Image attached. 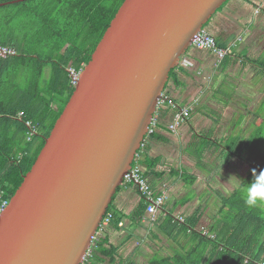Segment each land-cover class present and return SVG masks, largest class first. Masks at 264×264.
Listing matches in <instances>:
<instances>
[{
	"label": "water",
	"instance_id": "water-1",
	"mask_svg": "<svg viewBox=\"0 0 264 264\" xmlns=\"http://www.w3.org/2000/svg\"><path fill=\"white\" fill-rule=\"evenodd\" d=\"M228 1L124 0L0 218V264L82 263L171 71Z\"/></svg>",
	"mask_w": 264,
	"mask_h": 264
},
{
	"label": "trees",
	"instance_id": "trees-1",
	"mask_svg": "<svg viewBox=\"0 0 264 264\" xmlns=\"http://www.w3.org/2000/svg\"><path fill=\"white\" fill-rule=\"evenodd\" d=\"M123 2H0L6 4L0 5V47L15 50L14 55L0 56V193L4 192L7 198L13 197L24 175L30 171L45 139L74 92L70 68L80 70L88 64ZM216 40L219 46L225 48ZM191 70L180 67L171 71L162 99L165 102L155 115V133L147 141L153 139L160 127L169 126L179 112L177 99L167 98V91L185 88V78L194 77ZM162 116L168 118L169 122L163 124L165 120ZM257 140L264 145V134L261 137L259 132ZM249 149L250 158L256 153L261 163L252 165L241 185L227 197H221L223 207L215 223L210 226L203 224L201 214L185 220L180 226L166 218L165 223L189 235L191 245L175 251L167 259L156 258L154 264L264 262V207L249 208L243 196L246 187L254 179L253 170L257 174L264 170V147L257 148V152L252 148L242 150ZM235 153L238 152L229 147L222 151L221 158L228 162ZM243 154L242 151L239 156ZM144 166L147 169L151 164L147 162ZM141 208L143 214L147 209L145 199ZM108 213L114 216L111 224L119 226L121 217L112 205ZM204 225L209 230L206 235L199 230ZM118 257V249L111 244L106 231L93 245L90 263L99 264L108 260L112 264H126L118 261Z\"/></svg>",
	"mask_w": 264,
	"mask_h": 264
},
{
	"label": "crops",
	"instance_id": "crops-1",
	"mask_svg": "<svg viewBox=\"0 0 264 264\" xmlns=\"http://www.w3.org/2000/svg\"><path fill=\"white\" fill-rule=\"evenodd\" d=\"M221 11L207 30L225 48L236 44L233 53L217 66L212 52L191 47L186 57L195 63L193 79L185 78V88L169 89L166 96L177 99L179 110L192 107L191 116L176 132L170 125L160 127L141 152L140 163L154 190L168 184L169 199L159 209L157 223L145 220L148 213L142 214L144 199L137 187L123 185L114 197L112 208L121 222L111 224L107 234L118 249V261L154 264L156 258L190 247L189 235L165 223L166 218L180 226L201 214L210 226L219 218L221 197L261 163L256 153L250 158V149H242L257 152L254 143L259 132L264 134V0H231ZM162 117L163 124L169 122ZM229 147L238 153L225 162L221 154ZM147 162L151 167L146 169ZM232 176L240 182H229Z\"/></svg>",
	"mask_w": 264,
	"mask_h": 264
},
{
	"label": "built area",
	"instance_id": "built-area-1",
	"mask_svg": "<svg viewBox=\"0 0 264 264\" xmlns=\"http://www.w3.org/2000/svg\"><path fill=\"white\" fill-rule=\"evenodd\" d=\"M191 47H194L197 50H207L214 54L216 57V65L219 66L222 64V62L227 58V56L231 55L232 48L236 46V44L233 43L232 46L223 48L217 44L216 38L206 29L203 28L200 32H198L192 39ZM15 50L13 48H7V47H0V56L7 57L9 55H14ZM188 68V69H194L195 63L187 58L186 56L182 58L180 61L179 68ZM82 67L80 70L76 68H70V77H71V83L76 86L80 75L83 71ZM165 101H160L159 106L163 104ZM198 103V100H197ZM158 106V107H159ZM191 110L192 107H184L179 110V112L175 115L174 121L170 124V129L172 132H176L178 127L181 126L184 122H186L190 116H191ZM156 115V114H155ZM157 123V118L154 116L148 134L145 137V140L142 144L141 150L136 155L135 161L133 163L132 168L124 177L123 185H131L135 186L139 189L142 197L147 202V213L148 215L145 217V220L150 222L151 224H155L158 221V212L159 209L165 204V202L169 199L168 196V184L164 183L162 184L160 190L156 192L154 188L151 186L145 171L143 169V166L140 163L141 160V152L143 150V146L145 145V142H147L150 135L155 133V127ZM10 198H7L4 194V192L0 193V218L2 217L4 211L10 204ZM114 218L112 213H106L104 216L102 222L100 223L98 230L94 237L92 238V245L87 252V254L83 257L81 264H91L90 263V257L92 253L93 245H95L96 241L99 240L100 237H102L105 232L107 231L108 227L111 225L112 219ZM180 221H183V218H179ZM204 235L209 233V230L202 226L199 229ZM261 264H264L261 263Z\"/></svg>",
	"mask_w": 264,
	"mask_h": 264
},
{
	"label": "clouds",
	"instance_id": "clouds-1",
	"mask_svg": "<svg viewBox=\"0 0 264 264\" xmlns=\"http://www.w3.org/2000/svg\"><path fill=\"white\" fill-rule=\"evenodd\" d=\"M253 174H255L253 181L246 187L243 193L244 203L249 208L264 207V170L258 174L253 170ZM234 178L238 184L240 179L236 176H232L229 182H232Z\"/></svg>",
	"mask_w": 264,
	"mask_h": 264
},
{
	"label": "rangeland",
	"instance_id": "rangeland-1",
	"mask_svg": "<svg viewBox=\"0 0 264 264\" xmlns=\"http://www.w3.org/2000/svg\"><path fill=\"white\" fill-rule=\"evenodd\" d=\"M4 1H8V0H0V2H4ZM230 1H231V0H230ZM230 1H229V3H230ZM229 3H228V4H229ZM1 4H2V3H1ZM228 4H227V5H228ZM227 5H226V6H227ZM226 6H225L224 8H226ZM224 8H223V10H224ZM221 12H222V11H221ZM219 14H220V12H219V10H218V14L215 15V16L212 18V20L210 21V23L205 27L206 29H210V24L212 23L213 20L216 21L217 18H219V17H218ZM215 21H214V22H215ZM191 50H192V49H190V50L188 51V54L191 52ZM221 98H227V95L225 94V95H224L223 97H221ZM263 146H264V145H263L261 142H255L253 148L261 149V148H263Z\"/></svg>",
	"mask_w": 264,
	"mask_h": 264
}]
</instances>
